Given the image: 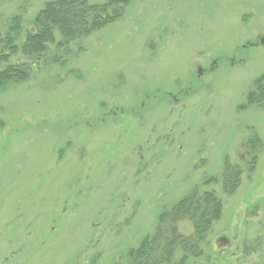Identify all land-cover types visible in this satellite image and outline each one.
<instances>
[{
    "label": "rangeland",
    "instance_id": "1",
    "mask_svg": "<svg viewBox=\"0 0 264 264\" xmlns=\"http://www.w3.org/2000/svg\"><path fill=\"white\" fill-rule=\"evenodd\" d=\"M49 1L0 0V59L22 77L0 87V264H144L191 192L219 203L187 264H264V0H117L118 18L63 46L50 26L31 54ZM175 228L193 242L189 219ZM167 236L155 264L195 243Z\"/></svg>",
    "mask_w": 264,
    "mask_h": 264
},
{
    "label": "trees",
    "instance_id": "2",
    "mask_svg": "<svg viewBox=\"0 0 264 264\" xmlns=\"http://www.w3.org/2000/svg\"><path fill=\"white\" fill-rule=\"evenodd\" d=\"M80 1L81 2L79 3H76V0H53L47 2L44 11H42L40 16L36 18V27H39V29L36 33L27 35L26 40L22 43L23 50L26 52H33L31 54L40 52L43 49V41L47 37L45 33L49 30L50 26L61 27L60 33L63 34L64 39L62 40L61 44L58 45H66L70 39L79 36L82 37V35L88 33L92 26L95 29L103 26L105 23L102 22L100 16H105V19L110 18L111 20L114 19V17L118 18V10L121 9L123 5H125L124 2L118 5L117 3L119 1L111 0L106 2L101 7L99 6L91 8L90 6L83 4L84 0ZM80 3L81 5H79ZM68 8L75 14L71 15L70 11H68ZM99 12L101 13L98 14ZM73 16L76 17V23L69 24L67 21L70 19L72 20ZM88 23L91 24L88 26ZM72 25H74L75 28H73L74 26L72 27ZM0 62H2L0 65V87L3 86L5 82L22 79V77L18 78L16 75V72L21 71L20 69L11 66L12 64H7L6 59H0ZM258 143V140H254V142L247 140V142L244 141V145H241V148L245 147L244 150L251 153V149L257 147L259 145ZM241 157H244V154H241ZM247 164H249L248 166H254L251 162H248ZM240 172L241 169L239 167L231 168L229 164L225 165L223 183L226 193H231L235 189L239 181ZM218 203V200L213 199V196L210 192H202L201 195H197L196 192H191L189 195H186L175 205H173L169 212L164 211L162 215L160 214V221L156 226L155 234L152 235L151 238H147V240L140 245L141 247L137 249L138 252H142L141 256L146 259L144 264H153L156 261L154 258L155 247L159 243L158 241L163 238V235L168 230L171 233V236L166 237L167 242L173 241L176 244H181L182 248L186 244L191 245L193 242H195L191 248L185 249L190 255L183 254L182 258L174 264H187L188 256L192 258H199L202 256L198 247V242L205 237L209 229V225L217 218ZM178 219H189L194 224L195 233L194 238L192 239L193 242H191V240L188 238H178L176 236L177 231L175 224L176 220ZM162 220H166V223ZM148 241L149 244L152 245L150 249H146ZM166 248L168 251H171V247L168 248L166 245ZM168 251L162 252V254L165 255L161 257V259L164 260L162 263L171 264L169 261V255L171 252Z\"/></svg>",
    "mask_w": 264,
    "mask_h": 264
}]
</instances>
